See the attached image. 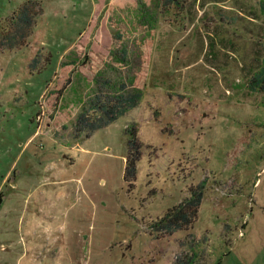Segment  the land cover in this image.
Masks as SVG:
<instances>
[{
	"label": "rangeland",
	"instance_id": "374dc122",
	"mask_svg": "<svg viewBox=\"0 0 264 264\" xmlns=\"http://www.w3.org/2000/svg\"><path fill=\"white\" fill-rule=\"evenodd\" d=\"M28 1L34 23L17 28ZM147 7L176 5L0 0V264H264L263 90L234 64L218 97L203 83L217 68L187 71L170 47L156 59L165 27ZM108 95L137 103L109 119ZM200 183L188 229L150 227Z\"/></svg>",
	"mask_w": 264,
	"mask_h": 264
},
{
	"label": "crops",
	"instance_id": "0c3cea01",
	"mask_svg": "<svg viewBox=\"0 0 264 264\" xmlns=\"http://www.w3.org/2000/svg\"><path fill=\"white\" fill-rule=\"evenodd\" d=\"M164 3H174L176 7H147L153 12L149 11L151 30L156 31L159 24L165 27L153 41L156 59L165 55L166 47H170L169 52H176V57H189V62L182 65L187 71L198 64L203 68H217L220 73L218 79L210 73L209 76L205 74L203 83L211 88V94L218 97L222 93L218 92L217 82L223 86L224 79L228 86V81H235V74L231 73L229 66L235 64L242 77H253L263 72L264 9L260 0H164ZM186 35L194 36L191 51L174 48V44L181 42ZM187 71L183 73L188 74ZM188 75L193 76L194 72ZM195 78L190 77L189 80ZM262 94L264 101V88Z\"/></svg>",
	"mask_w": 264,
	"mask_h": 264
},
{
	"label": "trees",
	"instance_id": "16d2710c",
	"mask_svg": "<svg viewBox=\"0 0 264 264\" xmlns=\"http://www.w3.org/2000/svg\"><path fill=\"white\" fill-rule=\"evenodd\" d=\"M30 2L28 1L24 5L20 7V11L18 16L15 17V20L11 22L15 24L17 28L20 29H29L33 21V13L31 12ZM260 5L264 9V0H260ZM10 45L15 44V42L9 43ZM34 62L37 59L33 60ZM250 84L252 86L260 85V88L263 90L264 88V70L261 71L260 74L254 75L251 78ZM107 98H113L111 103L107 104H97V106L107 113L109 119H114L120 113H123L127 107L131 105H136L137 96L130 95L129 97H123V95H108ZM124 98V99H123ZM123 99V101L121 100ZM121 100V105H120ZM131 104H127L129 102ZM118 101V102H117ZM110 102V101H109ZM87 119H84L82 116H79L76 121V130L80 131L82 124ZM93 123L89 121V124ZM131 134L130 139H128V156L125 162L124 167V178L125 179H133L135 177L136 172V162L139 159V147L140 143L136 138V127H131L127 129ZM204 184L200 183L195 187L190 189V194L187 197H184L177 205L169 208L165 214L158 219L152 221L150 223V227L156 230H164L168 234H172L176 230L188 229L193 222H195L198 207L201 202L202 194H203Z\"/></svg>",
	"mask_w": 264,
	"mask_h": 264
}]
</instances>
